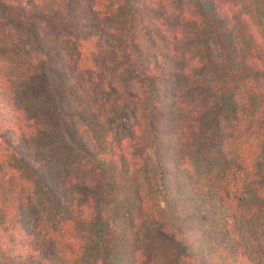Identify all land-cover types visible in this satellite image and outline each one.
I'll return each mask as SVG.
<instances>
[{"label":"trees","instance_id":"obj_1","mask_svg":"<svg viewBox=\"0 0 264 264\" xmlns=\"http://www.w3.org/2000/svg\"><path fill=\"white\" fill-rule=\"evenodd\" d=\"M183 1L173 9L191 24L199 53L179 69V53L145 48L140 17L161 15L153 3L65 0L59 10L48 0H0L26 33L7 42L34 48L30 79L41 94L21 96L24 87L0 72L3 264H264V0ZM35 28L69 42L76 61ZM252 32L244 51L240 36ZM86 69L112 104L97 106ZM191 87L216 101L206 125ZM130 105L140 114L133 126L123 116ZM40 111L45 126L31 121ZM102 122L124 139L111 141ZM41 137L83 177L57 170L52 150L28 146Z\"/></svg>","mask_w":264,"mask_h":264},{"label":"rangeland","instance_id":"obj_2","mask_svg":"<svg viewBox=\"0 0 264 264\" xmlns=\"http://www.w3.org/2000/svg\"><path fill=\"white\" fill-rule=\"evenodd\" d=\"M51 4L55 6V8L62 10V4L61 2L65 3V0H48ZM146 4H154L156 10L158 11L160 16L158 15H147V16H141L143 25L146 27L147 32V38L145 41V48L149 50L150 52H154L155 54L158 53H170V52H176L180 54V64L177 68H183L184 64L186 62H190L194 55L199 53L196 41L194 38V34L192 33V26L191 24L183 17L178 16L176 14V11L173 9L174 0H144ZM224 1V0H223ZM227 2L233 3L231 0H227ZM183 4H186V0L183 1ZM166 10V11H165ZM72 16V15H70ZM233 19V18H232ZM234 22L235 27H237V32L241 34V28H243V22L238 17L234 18L232 20ZM35 31L37 33H40V38L44 41V43L48 44L50 43L52 48L56 49L57 51L65 52L67 57L73 58L74 61H76L77 55H79L74 47L65 40H62L60 37L57 36H51L48 33L44 32L42 28H35ZM173 32H177L179 36L175 40L173 38ZM252 35L254 36V33H249L245 36H240V48H242L244 51H248L249 48L253 47L255 44L254 41H252ZM22 38H26V33L18 28V23L13 19V16L10 14V11L5 9L0 5V72L3 74H0L2 78L7 77L12 82L18 83L22 85L24 88L22 92H20V95H24V93H27V97L30 99H36L37 97L41 96L40 93L34 92L35 88H37V84H34V82L30 79L31 74L34 71L33 64V58H37L36 53L33 51L34 48L31 45V42L26 40V44L24 49H20L18 45L16 44H9L10 39L16 40V42H19ZM9 43H8V42ZM143 46V49H145ZM97 60V58H94ZM101 61H105L104 58H99ZM194 61V59L192 60ZM106 67L110 70L113 69L114 65L112 64H106ZM85 72V82L90 83V87L92 90L96 91V94L98 95V98H96L95 102L99 108H102L101 105H105L107 102L111 103L113 102V97L111 95H104L100 92L97 93L98 88L96 87L97 83L94 77L97 73H94V71L91 69L82 70ZM92 71V72H91ZM102 75L106 77L107 81L112 79V73L107 71L102 72ZM190 75V74H189ZM4 76V77H3ZM262 84V83H261ZM180 85V84H179ZM195 106L198 108L199 116L202 117H209L206 121L203 122V125H206L211 121L212 112L214 110H217V105L215 104V99L211 96V94L208 92V89H200L196 87L190 88ZM46 92L49 93V90H46ZM99 92V90H98ZM107 100V101H106ZM76 104L71 99H69V102L67 104L68 107H74ZM101 110V109H100ZM106 111V110H105ZM139 109H134L133 105H130L128 109L123 110V116L125 118V121L127 125L133 126L135 125V121L132 118V116H136L138 119L140 118V114H138ZM37 115H32L34 119L32 118V122H38L42 123V126H45V118L41 116L42 111L36 113ZM115 122H117L116 118L114 117ZM76 123V122H75ZM110 124V125H109ZM261 123H259L258 127ZM78 128V135L84 136V133L79 127V124H75ZM191 127L197 128V123H191ZM257 127V128H258ZM100 131H109L112 132L110 135L112 136L111 141L118 142V139L121 140L124 139L125 133L117 127H115L114 123H104L99 126ZM99 131V130H98ZM99 131V132H100ZM30 132V131H29ZM29 132L27 134L29 135ZM257 133V132H255ZM262 134V132H260ZM85 141L88 144L89 139L84 136ZM28 146L36 148H40L41 150H52L50 142L48 139L41 137L36 142H31L30 139L27 138ZM122 144H126L124 141H122ZM121 144V145H122ZM122 145V146H123ZM114 146V145H113ZM118 146V145H116ZM115 146V147H116ZM211 146V145H210ZM53 152L50 153L53 158L54 167L57 170H64L70 171L73 174H77L79 177H83V170L80 169L76 164H74V160L71 158L70 161L67 160V156L64 153L62 149L56 148V150H52ZM61 168V169H60ZM62 172V176L64 177V173ZM82 199V202L86 201V197L83 195L80 197ZM112 229L114 232V236L117 241L120 238L121 232H120V226L119 221L116 218H112ZM257 223V222H256ZM0 264L2 263L1 257H0Z\"/></svg>","mask_w":264,"mask_h":264}]
</instances>
